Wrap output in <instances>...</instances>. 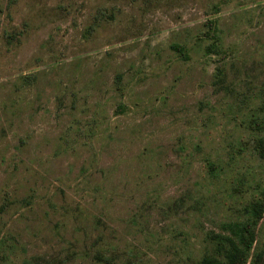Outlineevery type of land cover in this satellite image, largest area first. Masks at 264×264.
I'll return each mask as SVG.
<instances>
[{"label":"rangeland","instance_id":"1","mask_svg":"<svg viewBox=\"0 0 264 264\" xmlns=\"http://www.w3.org/2000/svg\"><path fill=\"white\" fill-rule=\"evenodd\" d=\"M257 137L264 0H0V264H264Z\"/></svg>","mask_w":264,"mask_h":264},{"label":"trees","instance_id":"2","mask_svg":"<svg viewBox=\"0 0 264 264\" xmlns=\"http://www.w3.org/2000/svg\"><path fill=\"white\" fill-rule=\"evenodd\" d=\"M211 26V21L208 22ZM211 28V27H210ZM174 49L179 50L178 46H173ZM211 44L207 46L210 49ZM251 151L255 152L258 158L264 159V142L263 138L257 137L251 145ZM250 208L251 215L242 222L226 223V233H218L214 240V248L217 256L204 257L202 264H242L247 251L253 241V225L260 217L262 207L258 202L251 203L246 211ZM260 252L254 255V264Z\"/></svg>","mask_w":264,"mask_h":264}]
</instances>
